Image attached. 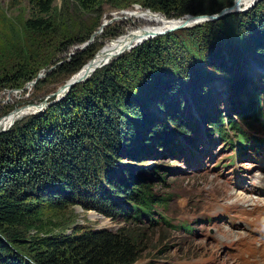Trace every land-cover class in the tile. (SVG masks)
Instances as JSON below:
<instances>
[{"label":"rangeland","instance_id":"1","mask_svg":"<svg viewBox=\"0 0 264 264\" xmlns=\"http://www.w3.org/2000/svg\"><path fill=\"white\" fill-rule=\"evenodd\" d=\"M37 1L39 0H0V119L15 111L24 112V116L18 118L16 122L14 121L11 126L6 127L5 131L0 133V135L8 134V139L10 136L11 141L6 146L15 151H17L19 143L23 147L21 137L24 127H29L28 130L35 132V134L38 131V134L44 135L50 132L53 122H55L54 129L62 128L64 114L68 115L65 119V122L68 123V118L73 117L74 113L81 115L82 113L85 114L87 110H93L96 114L100 112L102 117H109L119 136L122 137L123 132L125 138H122L127 142L126 147L120 145V148L122 147L120 154L112 155L110 159L111 168H105L97 151L101 152L100 143L105 141V137L99 141L98 135L105 129L106 118L102 120L104 124L101 123V128H98L99 126L94 125L98 118L97 115L91 116V118L86 116L88 121L84 123V126L89 124L88 128H96L92 131L94 133L91 134L92 139L81 141L83 145L91 149L93 165L97 166L96 173L100 175L99 181L93 183L92 188L95 187L93 190L97 193L101 191L106 197L107 188L108 192H111L109 188L111 182L117 184L121 180L127 181L128 189H132L136 184L146 185L152 194L165 199L166 205L158 203L154 204L153 207H157V210L163 209L171 226H151L149 220L138 222L131 216L125 219V215L128 213V205L131 202L121 196H116L115 199L124 209L122 210L124 215L118 214L114 218L104 217L95 210L86 211L80 204H69L63 207L61 211L51 213L47 211L53 210L49 203L41 201L42 210H45L40 224L42 228L37 231H29L30 234L24 238L31 241L32 238L39 239L43 236L69 235L79 229H107L113 232L122 228L133 230L134 233L139 234L141 239L142 251L135 264H233V262H239L242 256L246 257L252 249L248 248L244 253L246 246L244 239L227 244L223 240L230 241L237 236L234 234L231 239H227L220 230L210 224L211 219L218 216L221 210V206H219L217 214L214 213L213 210H210V204H214L216 200L224 205L234 202L235 197L230 194L229 190L234 185L232 183L235 180L257 184V175L264 173V144L260 143V140H249L250 150L244 149L242 156L233 161L228 158L231 156V146L226 142L211 139L212 147L207 156L206 164H202L198 168H193L191 165L198 166L209 151L208 136L217 137L215 133L209 132V122L220 112L222 115L229 114L232 119H237L241 130L245 133H255L256 138L264 139V125L258 121L250 123L245 119H238V115H235L232 106L230 107L225 100L229 99L230 102L234 103V110L236 111L240 106V98L235 94L241 96L242 100L248 99V96L255 90L258 91L256 94H263L261 90L264 88V82H262L264 81V60L262 62L259 57L264 56V2H258L250 9L243 6L241 9H245V11L242 13H239L240 11L230 13L234 9L232 6L236 1L233 0L229 5L222 7L213 14L168 16L147 7L146 0H103L97 7L91 9L81 8L76 0H53L48 15L40 11ZM209 1L196 0L190 4L194 9H199L203 8L204 4L209 3ZM141 8L174 19L186 18L187 15L194 17L214 15L227 9L230 14L218 18H221V22L233 19L236 34L230 40L222 35L224 41L221 42V36L215 33L213 22L216 20L204 21L205 24H198L192 28H185V30H172L167 32L166 36L153 37L133 50L112 57L106 65L96 68L93 74H88L90 76L87 80L78 82L68 91L57 95L73 74L82 66L90 63L110 41L118 40L121 38L119 36L134 30H141L146 26L153 25L151 22L153 18L160 17L163 19V16ZM123 11L126 12L120 14ZM174 13V10H170V14ZM254 13L257 14L258 18H261V27L255 26L252 33L245 32L243 36L240 35L239 31H243L245 25L252 23ZM38 17L50 19L51 29L31 30L26 26L27 19ZM143 21L149 23L144 24ZM227 23H222L225 26L224 29L231 32V26ZM190 40L202 44L200 46L205 51V60L199 63L203 72L191 63L190 55L185 56L181 52L182 45L185 44L186 46V41ZM243 45L244 48H242ZM157 49H160V53L153 54ZM138 50H143L144 53L148 54L145 57L147 59L140 60L136 57ZM218 50L221 51V57L216 56L217 53L214 56ZM151 54L153 55L151 56ZM226 54L230 55L228 58L230 61H224L223 55ZM158 55L160 58L157 57ZM77 59L82 61L80 67L66 71ZM180 60L185 67L184 70L178 68L176 72H169V77H167L164 72L174 70L180 64ZM213 63L218 67L214 68ZM227 66H230L229 69L232 71L228 76L218 77L211 71L207 72V70L215 71L219 67L223 71ZM119 68L123 69L124 72L122 73V70L120 73L117 72L116 70ZM109 69L116 72L115 82L119 78L118 92L121 91L125 96H128L130 102L127 110L122 109L121 106L119 107L121 102L125 105L127 102L123 100L121 94H117L118 92L113 98L108 90L110 100L115 104L119 103L116 104V114L119 112L124 117V121L114 116L110 118L108 111L103 108V101L105 100L98 101L99 95L101 97L105 95L100 91L106 89L102 81L104 78L106 79V76H111L112 73ZM36 78L39 79L34 84H30ZM241 80L247 84V95H243L242 88L239 89V93L231 89L228 95V83L233 81L238 84ZM88 83L98 86L95 90L99 97L93 96L91 98V86ZM130 83L132 85L137 83L136 87L129 88ZM168 83L167 86L163 85ZM176 88V95H179L184 103H180V97L175 98L177 102L173 107L177 106L176 112H180L178 118L182 119L187 126H192L188 121L189 118L192 119V122L201 121L196 122L191 127L192 133L178 137L181 141L182 153L171 157L168 155V149L165 148L168 142L163 146L160 145V148V140L153 138L151 141L150 133L152 128L158 123L162 124V120L165 118L164 123L171 121V117L160 110L163 109V107L161 109L163 95L171 98L172 101L175 97V93L172 92H176ZM201 90L206 93L210 90L212 93L210 94L209 91L208 97L201 99L198 95ZM66 101L67 105H64ZM147 102L149 104L151 102V105L149 106ZM86 103H89L90 106ZM141 103L144 106H149V110H152L153 120L146 128H144L145 126L142 127L141 121L147 120L148 116L143 114L144 109L140 105ZM106 105L107 103L105 108L108 107ZM166 105L170 106L171 104ZM33 106L35 110H30ZM64 108L67 109L64 110ZM148 115L151 117L150 114ZM44 122L47 123L40 129L38 125ZM133 126L139 130L140 138L138 139L134 134ZM74 127V133L79 134L77 124ZM163 128L166 138L167 127L163 125ZM82 130L81 132H83ZM232 134L235 133L231 132ZM109 138L113 139L114 135H110ZM128 140H137L136 144L138 145L147 142L148 148L141 146L143 149L134 153V149L130 148L131 144L128 143ZM110 141L112 142V140ZM27 144L38 148L34 145V138L28 139ZM12 150L6 152L7 155L2 160V164L15 158ZM58 150L59 148L56 147L53 152L49 153V157L50 155L53 157V162L58 159L55 158L59 155ZM42 155L44 152L40 151L39 156ZM92 157L90 163L93 161ZM23 160H25L24 163L28 162L31 173H33V168L39 165L37 161L30 164V159L23 158ZM113 164L120 166L123 170L117 177L112 175V172H115L114 168L117 169L116 165ZM8 165L13 166L10 162ZM83 174L87 175L84 172ZM113 178L115 180L112 181ZM41 179H44V182L40 181ZM45 179L47 178L37 177L31 182L27 181V184L37 183L35 187L37 188L45 183ZM263 184L264 176L262 186ZM251 186L253 190L260 191L259 188ZM50 189L61 193L62 186H58V188L50 186ZM245 189L250 190L246 187ZM63 193L66 192L63 191ZM63 193H61L62 196L68 197V194L64 195ZM81 195L84 194L81 192ZM236 198L237 200H247L251 196L236 194ZM121 203L123 204L121 205ZM248 209L255 210L256 216L260 213L256 210H263V208L253 207L252 204L248 206ZM222 214L225 216V229L230 227L229 222L235 225L241 223L240 227H246L248 218L238 209L225 208ZM217 221L223 220L218 219ZM256 222L259 223V220ZM232 230L233 232L236 231L233 228ZM225 233L227 236L232 235L231 231H225ZM237 234L243 236L245 233L241 231ZM0 235L2 234L0 233ZM12 248L15 255L31 263V254L27 249L16 246ZM249 262L250 264H264V254L254 255Z\"/></svg>","mask_w":264,"mask_h":264},{"label":"trees","instance_id":"2","mask_svg":"<svg viewBox=\"0 0 264 264\" xmlns=\"http://www.w3.org/2000/svg\"><path fill=\"white\" fill-rule=\"evenodd\" d=\"M102 1L103 0H76L79 6L83 9H91L97 7ZM195 1L196 0H146L145 4L150 9L160 11L168 16H181L185 14H213L222 7L229 5L233 0H210L209 3L204 4L203 8L201 7L199 9H194L191 6L190 2L193 3ZM52 2L53 0H39L36 3L40 8V11L48 15L51 9ZM261 2H264V0H262ZM170 10H174L175 13L170 14ZM152 20V22L156 24H158V22H165L160 17L153 18ZM220 20H218V22H213L215 25V33L221 36V42L224 41V37L230 40L236 34L233 19L225 20L222 22ZM224 22H228L227 24H230L231 32L227 29H224L225 26L222 24ZM51 25L52 24L50 22V19L46 18H29L26 21V26L31 30L51 29ZM261 25V18H258L257 14L254 13L252 23L250 25H245V29H243V31L240 30L239 34L243 36V33L245 32L252 33L255 26L259 28L261 27ZM222 31L225 32L222 33ZM186 42V46L185 44L182 45L181 52L185 56L190 55L192 59L191 63L195 64L196 67L201 72H203V69L200 68L199 64L201 61L205 60V51H203L200 46L202 44L194 43L192 40ZM152 48H155V46H152ZM242 48H244V45L242 46ZM159 50L160 49H157V51L153 52V54L157 52L160 53ZM136 52H138L136 57L140 58V60L144 59L148 55L144 53L143 50H138ZM220 52L221 51L218 50L214 53V56L217 53L216 56L221 57ZM153 54H151V56ZM157 57L160 58V55H158ZM181 57L184 58V56ZM229 57L230 55L228 54L223 55L224 61H230V59H228ZM158 58L155 59L157 60ZM261 58H264V56ZM261 58L259 57V59L263 62L264 59ZM249 60L251 61V59ZM179 62L180 64L176 66L174 70L171 69V71H169L167 69L168 72H164L167 77H169V72H176L178 68L184 70L185 67H183L182 60H180ZM81 64L82 61L80 59H77L72 63L71 67H68L66 69V71L73 70L74 68L77 69ZM216 67L218 66H215L214 64V68ZM229 67L227 66V68H225L223 71L221 70V67H219L215 71L207 70V72L211 71L212 74H215L218 77H222L224 75L228 76L232 72L230 71ZM121 70L123 73V69L120 68L116 71L120 73ZM110 72L112 73L111 76H106V79L104 78L102 81L104 88L106 87L107 90H103L100 87L102 89L100 92L105 93L106 96L104 95L101 97V95H99L100 98L98 101H102V99L105 100L103 101V108L108 111V113L110 114V118L111 116H114L116 118H121V120L124 121V117L119 112L116 114V104L119 103L117 102L115 104L112 100H110V97L108 95L110 91V94L114 98L115 94L119 90L117 87V85H119V78L115 82L114 79L116 72ZM88 84L89 86H91V98L93 96L99 97L97 96V92L95 90L96 87L98 88V86L91 85L90 83ZM136 84L132 85L130 83V86L128 85V87L133 89L134 87H136ZM163 85L167 86L169 85V83ZM228 85V95L231 89L234 92L236 91V93H239L240 88L243 89H241L243 91V95H247V84H245L244 81L241 80L238 84L232 81L231 83H228ZM175 90L176 92H172L173 94L175 93V97L172 101L171 98L163 95V103L161 104V109L162 107L163 109L160 110L161 112H165L168 117H171V121H165L164 123V120L166 119L165 118L164 120H162V124L158 123L152 128V131L150 133L152 137L151 141H153V138H157L158 141L160 140L159 146H163V144L168 142V145L165 147L168 150L172 148V143H175L176 145L179 143L177 141V135L190 134L192 132L191 127L196 122L201 121L196 120L192 122V119L189 118L188 121L192 126H187L185 122L182 121V119L178 118V114H180V112H176L177 106L173 107V105H175L177 102L175 98L177 96H180L176 95L177 88ZM209 91L210 90H208L207 93H209ZM261 91L263 92V94H256V92H258L257 90L253 91L246 100H242L241 96L235 94L240 98V106L236 111L234 110V103L230 102L229 99L225 100L227 101V103H229L230 107L232 106L235 115H238V119H245L251 123V121L257 120V117L259 115H263L264 113V88ZM207 93L204 90H201L200 92H198V95L202 99L208 97ZM211 93L212 92L210 91V94ZM117 94H121L123 100L128 103H126L125 105L123 104V102H121L119 107L121 106L122 109L125 108L127 110L129 108L128 105H130L128 96H125L121 91ZM182 101L183 99L180 97V103L184 104ZM106 103L108 107L105 108ZM147 103L149 104V102ZM258 103L263 105L256 111V113L253 112L248 114V110H246V108L250 106L257 107ZM88 104L89 103H86V105ZM166 104L171 105L167 106ZM64 105H67V101L64 103ZM140 105L144 109L143 114L148 116L147 120L141 121L142 127L145 126L144 128H146L150 125L151 120H153L152 110H149L151 102L149 106H144L142 103ZM66 109L67 108H64V110ZM148 114H150L151 117H149ZM95 115H97L98 118L95 121L94 125H96V127L99 126L98 128H101V123H103L102 120L106 118V116L102 117L100 112H97L96 114L93 110H87L85 114L82 113L81 115H77L76 113H74L72 115L73 117L69 115L70 118H68V123L65 122V119L68 117V115L64 114V118L62 119L63 125H61L62 128H55V130V122H53L50 132H47L44 135L38 134V131L35 134V132L28 130L29 127H24L22 129L23 132L21 137V140L23 141V147H21L19 143L17 151L12 150V148L6 146L11 141L10 136L8 139V134L4 133L0 135V233L2 234L0 235V264H135V262L138 260L139 255L142 251L141 239L138 236L139 234L134 233L133 230H124L122 228H119L118 231L111 232L107 229H79L74 231L72 234L60 235L58 237L43 236L39 239L32 238L31 241H28L24 238L30 234L29 231H37L39 228H42L40 224L43 220L42 216L45 210H42V207L40 205L41 201H47L49 203L50 208L53 210L47 211H50L51 213L61 211L63 207L69 204H80L81 207L86 211L95 210L97 211V213L101 214L104 217L114 218L115 215L118 214L124 215V213H122V210L124 209L115 199L116 196H121L122 198H127L131 202V204L128 205V213H126L125 219H128V217L131 216L132 219L138 222L149 220V224L151 226L155 224L154 220H152L151 217L154 204L162 203L163 205H166V203H164L165 199L159 198L152 194L146 185L136 184V186H134L132 189H128V182L123 180L119 181L117 184H115V182L109 183L111 192H108L107 188L106 197L103 196V193H101V191L97 193L93 190L95 189V187L92 188V186L99 181L100 175L96 173L97 166L93 165L94 160L92 157L93 154L91 149L88 146L83 145L81 141H88L92 139V131H94V129L96 128H88L89 124L84 126V123H87L88 121L86 116L91 118V116ZM124 116L126 115L124 114ZM225 122L227 124L224 126L223 124ZM45 123L47 122L39 124V128L41 129L45 125ZM76 124L77 132L79 134L74 133V125ZM105 124V129L98 135V140L105 137V141L99 140L101 141V152L97 151V154L100 156L99 159H102L101 163L105 165V168H111L110 159L112 155L117 156V154H120L122 149V147L120 148V145L124 146L127 140L123 139L125 138L123 132V138L117 134V129L113 126V123L112 121H110L109 117L105 119ZM209 124L212 129L218 131L221 136H226L227 134H229V130L234 131L235 133L238 132L237 138L239 140H241L245 136V132L241 130L238 120L232 119L229 114L222 115L220 112L212 121L209 122ZM163 125L167 127L166 138L164 137L165 131ZM133 127L134 134L137 136V139L140 138L139 130L135 129V126ZM81 130L83 132H81ZM240 133L242 134V136H240ZM112 134L114 135V138L110 139L109 136ZM11 138H13V136H11ZM32 138H34V145H36L38 148L27 144V140ZM110 140H112V142ZM136 141L137 140H128V143L131 144L130 148L134 149V153L143 148H148V145H146L147 142L138 145L136 144ZM15 143L16 142L14 141V144ZM25 144L27 147L25 146ZM56 147L59 148V155L56 157L54 156L58 159L56 160L54 158L55 162H53V157L52 155H50L49 157V153L53 152ZM8 150H12V153H14L15 155L14 159L12 158V160L8 161L10 162V164H13L12 167L8 165V162L2 164V160L7 155L6 152ZM40 151H43L44 155H48L46 157L44 155L39 156ZM91 157L93 160L92 163H90ZM23 158L26 160L30 159V164H33L36 161L39 163L37 167L33 168V173H31L28 167V162L24 163L25 160H23ZM74 162H76L77 164ZM116 167L117 169L114 168L115 172L113 171L112 175L117 177L123 170L118 165H116ZM83 172L87 175L83 174ZM37 177H46L47 179H45L44 184L38 186L37 188H35L37 183H32V185L27 184V181L31 182V180H34V178ZM72 180L74 181L72 182ZM113 180H115V178H113L112 181ZM40 181L44 182V179H41ZM79 184H81V186H79ZM50 186H55L56 188H58V186H62V190H60V192L63 193V191H65L66 193L63 194H68V197L62 196L61 193L57 191H52L50 189ZM81 192L84 195H81ZM33 195L38 196L39 198H36ZM122 204L123 203H121V205ZM15 246L21 249H27L30 252L31 255H29L31 256V263L14 254L12 247Z\"/></svg>","mask_w":264,"mask_h":264},{"label":"bare ground","instance_id":"3","mask_svg":"<svg viewBox=\"0 0 264 264\" xmlns=\"http://www.w3.org/2000/svg\"><path fill=\"white\" fill-rule=\"evenodd\" d=\"M261 1L262 0H257L256 2H252V0H237L235 4L232 6L234 7V9L230 11V13H235L238 11H240L239 13H242L243 11H245V9H241L243 6H245V8L247 7L246 9H250L252 8V6L256 5L258 2H261ZM135 8L138 9L140 7H135ZM143 10L152 12L149 9H143ZM126 11H123L120 14ZM152 13H156V12H152ZM230 13L228 11H225L222 15L227 16ZM156 14L163 16V14H160V13H156ZM196 18L197 17L191 19V18L186 17L182 19H174V18H167L163 16V20L165 22H158V24H156L151 21L153 23V25L151 26H146L141 30L137 29V30H134L133 32L126 33L122 36H119L121 37L120 39L110 41L103 50L97 53L96 57L93 58L90 63L86 64L85 66H82L76 73H74L73 76L65 83L64 87L61 88L60 92L57 95H59L60 93L66 90L67 83L73 82V80H79L78 82H81L85 77L87 78L88 74L90 75L93 74L96 68L106 65L112 57L118 56L120 54L122 55L123 53L127 51L133 50L135 47L141 45L144 41L148 39H152L153 37H156V36L158 37L166 36V33L172 30H177V29L185 30V28H192L193 26H196L198 24L200 25L205 24L204 20H200V19L197 20ZM220 19L221 18L215 19V20L218 21ZM209 21H213V20H206V22H209ZM143 22L144 24L149 23L146 21H143ZM180 25L181 26L183 25V26L180 27ZM33 109H34V106L32 107V109L30 108V110H33ZM22 116H24L23 111H15L12 114L9 113L7 116L0 119V129L2 128L5 129L6 127L11 126V124H13L14 121L16 122V120L18 118L20 119ZM185 135L186 134H180V135H177V137L185 136ZM177 141L179 142L177 145L176 144L173 145V143L171 144V147H172L171 150H177V151L182 152L181 141L180 139H178Z\"/></svg>","mask_w":264,"mask_h":264},{"label":"water","instance_id":"4","mask_svg":"<svg viewBox=\"0 0 264 264\" xmlns=\"http://www.w3.org/2000/svg\"><path fill=\"white\" fill-rule=\"evenodd\" d=\"M237 1V0H236ZM235 1V2H236ZM257 0H252V2H256ZM235 4V3H234ZM225 11H227V9H224L222 12H220V13H218V14H214V15H205V16H197V20H204V21H206V20H215V19H219L218 17H220V16H222V14L225 12ZM229 11V10H228ZM196 17V16H195ZM194 16H188L187 15V18H195ZM183 26V25H182ZM181 25H180V27H182ZM168 30V29H167ZM165 33V32H164ZM49 72V71H48ZM39 76V75H38ZM89 76H87V78H88ZM86 77L81 81V82H83L84 80H86L87 79ZM39 78H36L35 80H34V82H31L30 84H34L37 80H38ZM75 81H79V80H73V82H69V83H67L66 84V90L64 91V92H66V91H68L69 90V88L70 87H72L74 84H76L77 82H75ZM3 131H5V129H2L1 131H0V133L1 132H3Z\"/></svg>","mask_w":264,"mask_h":264}]
</instances>
